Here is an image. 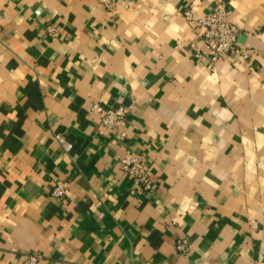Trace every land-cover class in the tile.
Masks as SVG:
<instances>
[{
    "label": "crops",
    "instance_id": "0c3cea01",
    "mask_svg": "<svg viewBox=\"0 0 264 264\" xmlns=\"http://www.w3.org/2000/svg\"><path fill=\"white\" fill-rule=\"evenodd\" d=\"M218 3L253 53L212 68L183 12ZM92 104L126 107V125ZM126 147L149 189L120 167ZM31 253L264 264V0H0V264Z\"/></svg>",
    "mask_w": 264,
    "mask_h": 264
},
{
    "label": "built area",
    "instance_id": "2783aa9c",
    "mask_svg": "<svg viewBox=\"0 0 264 264\" xmlns=\"http://www.w3.org/2000/svg\"><path fill=\"white\" fill-rule=\"evenodd\" d=\"M98 4L111 9L114 0H96ZM184 17L193 28L197 29L204 41V50L195 49L194 56L197 58L208 57L209 66L214 68L215 63L229 55H239L244 59L251 57L253 49L239 46L237 41L238 29L228 19L223 3H218L203 16L196 17L192 11L187 9L183 12ZM51 35H55L53 26L47 27ZM91 110L99 114L100 123L109 129H120L126 125L128 109L122 105L117 107H105L92 104ZM120 167L127 175L142 189L150 188L149 174L146 167L144 155L131 147H126L119 159ZM66 193V182L56 181L51 189V194L61 197ZM188 241L180 237L176 241V248L180 252L188 250ZM41 257L39 253H31L27 256L28 264H35ZM65 264V263H61Z\"/></svg>",
    "mask_w": 264,
    "mask_h": 264
}]
</instances>
